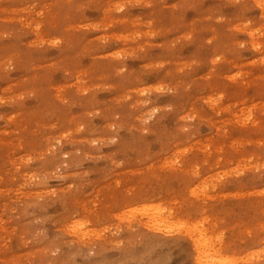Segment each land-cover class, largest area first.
Returning a JSON list of instances; mask_svg holds the SVG:
<instances>
[{
  "label": "rangeland",
  "instance_id": "374dc122",
  "mask_svg": "<svg viewBox=\"0 0 264 264\" xmlns=\"http://www.w3.org/2000/svg\"><path fill=\"white\" fill-rule=\"evenodd\" d=\"M0 264H264V0H0Z\"/></svg>",
  "mask_w": 264,
  "mask_h": 264
}]
</instances>
